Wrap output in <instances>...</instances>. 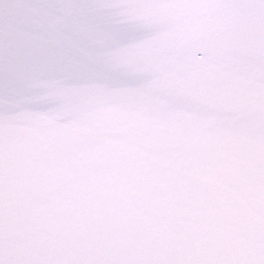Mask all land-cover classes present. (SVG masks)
I'll list each match as a JSON object with an SVG mask.
<instances>
[{
  "label": "snow or ice",
  "instance_id": "6c2138e0",
  "mask_svg": "<svg viewBox=\"0 0 264 264\" xmlns=\"http://www.w3.org/2000/svg\"><path fill=\"white\" fill-rule=\"evenodd\" d=\"M0 264H264V0H0Z\"/></svg>",
  "mask_w": 264,
  "mask_h": 264
}]
</instances>
